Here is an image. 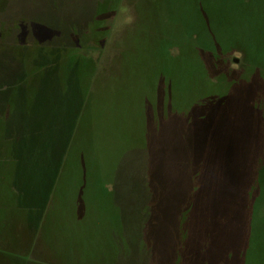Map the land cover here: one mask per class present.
Returning <instances> with one entry per match:
<instances>
[{
	"label": "trees",
	"instance_id": "trees-1",
	"mask_svg": "<svg viewBox=\"0 0 264 264\" xmlns=\"http://www.w3.org/2000/svg\"><path fill=\"white\" fill-rule=\"evenodd\" d=\"M3 1L0 130L10 155L0 159V264L26 262L21 252L34 238L52 251L51 264H119L132 240L123 206L114 207L115 174L136 149L141 163L133 158L129 166L143 172V217L152 216L153 230L163 228L152 251L163 257L172 247L174 264H264V0H133V47L110 61L108 75L111 65L125 73L126 60L139 62L148 47L149 86L134 118L140 130L121 135L110 156L88 113L105 65L100 72L83 44L104 48L122 0ZM193 12L203 18L204 34L182 43L195 59L146 31ZM74 183L80 198L99 191L111 223L93 214L109 232L112 226L115 249L88 252L81 241L78 254L69 234L63 248L60 224L68 231L65 195ZM80 203L75 218L88 208ZM11 218L29 237L13 249L5 233Z\"/></svg>",
	"mask_w": 264,
	"mask_h": 264
},
{
	"label": "rangeland",
	"instance_id": "rangeland-1",
	"mask_svg": "<svg viewBox=\"0 0 264 264\" xmlns=\"http://www.w3.org/2000/svg\"><path fill=\"white\" fill-rule=\"evenodd\" d=\"M59 4L60 3L57 1L58 6ZM4 8V1L0 0V13H2ZM113 17L114 18L111 20L112 31L104 48L95 46L92 41H87L83 44V53L87 55L88 58L99 63L100 72L103 70V65H105L102 91L95 96L97 99L91 104L88 113L93 116L92 123L95 121V124H97V131L95 133L97 135L96 139L102 141L101 144L108 156H110V153L116 151L118 145H121V142H119L121 135H127L128 132L129 136H135L140 130V128L138 130L134 118L137 117L139 111L143 110V107H145L143 104L144 91L149 86V81L146 79V77L149 76V72L144 71L143 65L151 69V53L147 47L142 53V58L139 57L136 59V61L139 62H131L130 64H128V60H126L125 64L123 62L126 69L125 73L119 70L121 64L117 66L111 65L113 70L110 71V74L112 75L111 77L108 75L110 61L119 58L120 50L124 51L127 48L133 47L131 40L134 35H132L133 32H131V27L137 20L133 0H122L118 11ZM71 19L75 20L76 16L72 15L69 17V20ZM146 31L161 37L164 43L170 46L174 45L175 49H177L178 52L181 51L187 58L195 59L197 58L195 51L184 45L182 41L203 35L205 31V22L199 12H193L190 15L173 19L159 26L146 28ZM126 33L127 40L123 41L122 38L125 37ZM236 58L238 59V57L232 59L234 63ZM239 63L240 60L238 59V63L235 64ZM262 72L264 75V66L262 67ZM110 81L113 82L111 83ZM61 101L63 102V100ZM125 115L127 117H125ZM113 135H117V139H115ZM3 140L4 130L2 129V131L0 130V159L5 158V154L7 157L10 155V152L6 151V148L5 151H3L4 148L2 147L4 144L1 142ZM133 158H137L141 163V149H136L129 153L121 164L120 173L118 172V175L115 174V176L118 177L119 184L116 189L117 195L113 198L114 207L116 206L117 208H115V210H117L123 206L124 214L126 213L129 219L128 226L131 229L129 231V236L132 240L130 241L132 245L130 247L127 246L129 254L123 253L119 264H150L151 259H153V264H174L173 257L175 251L172 247L166 246L165 251H167L168 254L163 257L152 251L153 248L156 249V246L159 245V242L158 245L155 244V241L152 243V238L161 232L163 228L158 227V230H153L152 216L150 218V216L148 217V213H144L146 216L143 217L142 209L144 208L145 195L147 193L146 189L143 187L144 182L142 181L143 172L141 166H139L138 169L129 166ZM40 164H44V161L40 160L39 165ZM135 184H137L138 187H134ZM80 192L82 194L83 190L74 183V185L71 186V190L65 195V197L69 199L70 217L67 223L69 225V233L66 231L67 226L65 224L62 226L63 223L60 224V238H63L60 242L63 248L67 249L65 242H67L66 236L69 234L75 243L73 247L75 250H80L81 241H87L86 246L88 250L86 251L88 252H99L98 249H102L100 251H105L107 248L112 250L114 247L110 240L113 238L112 236L109 238V233L113 232V228L109 225V229L111 228L109 232L107 226L104 223L100 226L96 218L98 217V213H100L102 217H108L106 213L107 210H105L102 205L104 202L98 198L99 196L101 197L99 191L91 189L86 192V198L81 196L84 202L83 205L88 208L84 211L83 218L79 216L77 218L74 217V208L78 209L77 206L81 205ZM93 210L98 212L97 215L93 214ZM153 214L155 213L153 212ZM147 217L148 219L143 222L144 218ZM105 219L106 218H104V220ZM108 219L106 220L107 223L110 222V219ZM144 223H147L146 227H144ZM15 224L17 225L15 220L13 222V218L9 219L7 222V229L5 230L6 235L9 236L7 241H9L11 249L16 247V244H14L15 242L18 243L20 240L24 245V242L29 238L26 236V233L20 232L21 229ZM56 232L57 230L55 234ZM56 237H59V235ZM168 239L169 237L166 236L167 241ZM1 246H3L2 243H0V247ZM23 248L24 247H22V249ZM161 249L163 248L161 247ZM80 253H82L81 250L78 254ZM21 254L27 259L26 262L13 259L15 264H32L33 262L51 264L50 262L53 260L51 257L52 251L47 248L41 238H34L29 248L27 250L25 249Z\"/></svg>",
	"mask_w": 264,
	"mask_h": 264
},
{
	"label": "water",
	"instance_id": "water-1",
	"mask_svg": "<svg viewBox=\"0 0 264 264\" xmlns=\"http://www.w3.org/2000/svg\"><path fill=\"white\" fill-rule=\"evenodd\" d=\"M234 61H235V63H238V60L237 59H235Z\"/></svg>",
	"mask_w": 264,
	"mask_h": 264
}]
</instances>
